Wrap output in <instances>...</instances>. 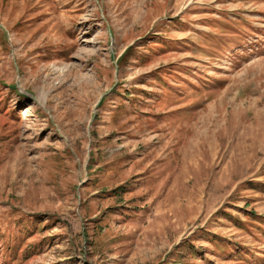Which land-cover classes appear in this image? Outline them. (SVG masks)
Instances as JSON below:
<instances>
[{
  "label": "rangeland",
  "instance_id": "374dc122",
  "mask_svg": "<svg viewBox=\"0 0 264 264\" xmlns=\"http://www.w3.org/2000/svg\"><path fill=\"white\" fill-rule=\"evenodd\" d=\"M0 264H264V0H0Z\"/></svg>",
  "mask_w": 264,
  "mask_h": 264
}]
</instances>
